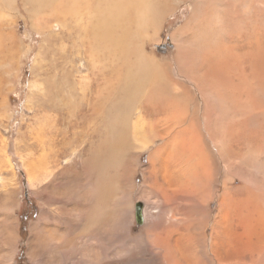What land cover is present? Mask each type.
Returning <instances> with one entry per match:
<instances>
[{
	"label": "bare ground",
	"instance_id": "obj_1",
	"mask_svg": "<svg viewBox=\"0 0 264 264\" xmlns=\"http://www.w3.org/2000/svg\"><path fill=\"white\" fill-rule=\"evenodd\" d=\"M175 1L21 0L41 34L63 25L77 77L49 79L36 105L28 177L51 208L31 225V261L264 264V0ZM184 2L172 39L193 56L158 62L148 44ZM16 7L0 0V64Z\"/></svg>",
	"mask_w": 264,
	"mask_h": 264
},
{
	"label": "rangeland",
	"instance_id": "obj_2",
	"mask_svg": "<svg viewBox=\"0 0 264 264\" xmlns=\"http://www.w3.org/2000/svg\"><path fill=\"white\" fill-rule=\"evenodd\" d=\"M161 1L169 3L171 8L177 4L175 0ZM17 4L18 10L15 12L17 23L10 27L12 34L15 30V37L14 45L9 48L14 50H10L12 53L10 57L1 58L0 64V264H9L10 262H7L11 256L13 261L10 264H43L42 259L35 262L29 259V254L33 251L31 239L39 232L36 229L32 234L31 225L39 219L44 210L48 211L51 208L48 205V193L45 190L37 192L38 186L33 189L28 177V173L29 175L31 173L32 152L34 150L37 154L41 152V147L34 144V129L39 123V117L43 115L44 108L41 110L36 105L39 101L45 100L44 88L49 79L64 81L69 78L77 81L76 74H66V61L74 60L76 57L73 47L70 46L71 49L68 51L65 47L66 42L70 43L73 39L65 40L60 33L62 24L57 22L50 24L49 28L57 32V37L48 36L46 32L43 35L38 30L39 25L34 26L28 13H24L21 0H17ZM19 9H22V12ZM178 9L180 11L173 12L164 19L161 40L153 41L154 43L148 44L147 47L148 56L164 64H179L177 60L188 51L183 53L187 45L181 41L179 44L175 42L177 39H172L174 33L185 24L190 15L188 2L181 3ZM5 20L7 21V18ZM179 45H182V48ZM179 49L181 51H178ZM178 52H181L180 56ZM188 56L187 54L186 60L185 55L182 59L188 62L193 54ZM178 62L182 64L180 60ZM35 109L39 111L35 113ZM147 159L145 152L142 155V163L147 162ZM61 162L65 164L64 160ZM257 176L262 179L263 171ZM143 180L142 171H138L136 189L140 188ZM237 183L238 180L235 181V184ZM54 188L64 191L65 186L55 185ZM135 198L137 203L141 201L138 197ZM57 205L52 206L55 208L54 213L57 211ZM212 206H215V203H212ZM16 220L18 230L15 228ZM142 225L137 219L135 232H139ZM50 226L54 228V225ZM61 230L59 229V232ZM17 234L20 239L15 250Z\"/></svg>",
	"mask_w": 264,
	"mask_h": 264
},
{
	"label": "water",
	"instance_id": "obj_3",
	"mask_svg": "<svg viewBox=\"0 0 264 264\" xmlns=\"http://www.w3.org/2000/svg\"><path fill=\"white\" fill-rule=\"evenodd\" d=\"M138 223H142V215H141V208H138Z\"/></svg>",
	"mask_w": 264,
	"mask_h": 264
}]
</instances>
